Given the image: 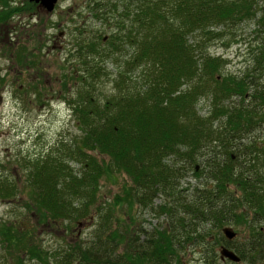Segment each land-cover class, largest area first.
<instances>
[{"label": "trees", "instance_id": "trees-1", "mask_svg": "<svg viewBox=\"0 0 264 264\" xmlns=\"http://www.w3.org/2000/svg\"><path fill=\"white\" fill-rule=\"evenodd\" d=\"M1 3L0 25L35 8L27 1ZM135 9L122 17L113 15L115 7L89 2L92 18L114 28L108 36L95 32L91 37H84L76 22L72 30V70L62 79L80 133L63 143V153L59 149L28 161L25 187L30 201L25 206L36 226L69 225L96 215L94 235L86 242L59 246L54 253L34 242L35 224L3 222V259L7 264H181L183 244L202 243L210 264L215 247L240 259L225 264H264V142L249 138L264 123V44L252 49L259 52L257 80L221 76V58L206 54L208 43L221 40L230 25L253 20L255 33L264 34V4L142 0ZM200 48L205 53L197 54ZM17 54L20 66L22 56ZM107 61L121 68L113 78ZM30 64L36 67L38 62ZM142 66V76L135 79L132 75ZM106 79L112 92L101 98L99 84ZM208 80L214 83L213 92H207ZM186 84L191 89L179 91ZM204 93L216 98L209 115L191 116L196 97ZM233 98L240 99L236 106L225 104ZM214 121L223 122L220 131L212 130ZM179 156L201 165L199 172L193 167V175L205 185L189 191L181 187L182 171L174 162ZM115 176L126 177L129 185L120 186L110 200L101 199L100 181H114ZM16 196L15 185L0 175V200ZM156 198L163 201L152 208ZM136 207H151L156 216H165L166 224L147 232L132 218ZM231 224L244 226L240 242L234 230L232 241L221 235ZM132 227H139L135 234ZM216 228H222L218 235L212 232Z\"/></svg>", "mask_w": 264, "mask_h": 264}, {"label": "rangeland", "instance_id": "rangeland-1", "mask_svg": "<svg viewBox=\"0 0 264 264\" xmlns=\"http://www.w3.org/2000/svg\"><path fill=\"white\" fill-rule=\"evenodd\" d=\"M12 1L9 0V2ZM15 1H27L35 5V8L16 17L10 16L4 24L0 25V175L8 178V183L10 185L13 183L15 192L17 191L15 199L0 200V223L9 222L19 225L23 220V222L29 221L35 224L34 242L54 252L59 246L62 248L68 244L74 245L77 242L88 241L98 227L99 217L95 215L91 220L72 221L69 225L65 223L54 226L39 222L36 226L34 215L25 206H28L30 201L28 189L25 187L27 185L26 175L30 172L31 162L28 163V161L45 158L50 153H59V149H61L60 153H63L65 149L63 143H71L73 138L80 133L76 127L74 113L71 112V107L65 99L68 97L65 94L68 88H63L65 81L62 79L63 74L72 70L69 64L73 63V58L69 56V49L72 43V30L76 23L79 24L78 29L84 33V37H91L95 32L98 34L106 32L108 36L114 27L104 26L102 21L92 18L93 13L87 8L89 2L93 3L94 0H58L52 13H47L29 0ZM257 1L264 4V0ZM1 9L2 3L0 4ZM130 12L133 13L134 8H131ZM255 29V22L246 20L241 24L230 25L228 33H225L221 40L208 43L206 54L220 57L222 60L219 69L221 76L232 75L240 78L248 75L249 78L257 80L259 72L255 69V60L259 52L258 50L252 51V49H255L261 42L264 44V34L258 36ZM17 53L22 56H19L21 57L20 66L17 65L18 61L15 62ZM203 53L205 51L201 52V48L197 49V54ZM32 60H37L36 67L30 64ZM118 60L121 67L122 60L120 57ZM105 66L111 78L116 76L118 70L121 69L118 64H113L111 61H107ZM141 70L143 66L138 68L132 76L136 77L135 79L140 78ZM206 83L207 92H213L214 83L209 80ZM99 86L103 94L101 98L112 92V83L108 79ZM186 89H191V84L184 85L179 91ZM213 99L216 98L206 96L205 93L197 96L195 111L189 110L190 115L208 116L210 107L214 104ZM237 101L240 99L233 98L225 100V104L236 106ZM222 123L214 121L211 125L212 130L220 131ZM250 134L249 138L255 137L257 141L264 142V123ZM232 151L237 152L235 149ZM174 162L175 167L182 171L180 181L182 188L189 191L197 186L205 185L204 179L193 175L194 166H198L197 171H200L199 163L191 164L183 156H179ZM71 166L77 168L76 164ZM124 183L129 185V180L122 176H115L114 181L102 179L99 190L101 199L110 200L120 191V186ZM162 201L161 198L154 199L152 208L157 207ZM152 208L136 207L132 211V218L136 219L137 225L142 224L147 232L166 224L165 216H156ZM120 218L127 219L126 217ZM66 226L68 227L65 228ZM205 226V228H210L209 225ZM227 227L239 232L237 238L240 242L244 226L236 227L231 224ZM130 229L135 234L139 227ZM220 230L216 228L212 229V232L218 235V232L221 233ZM143 239L144 236L140 234L139 240ZM218 250L219 248L215 247L217 255L212 264H225L220 260ZM182 251L181 264H210L207 261L209 255L203 256L202 243L195 246L184 243ZM9 262L15 264L13 261L9 260ZM0 264H7L2 252H0ZM26 264L38 263L26 262Z\"/></svg>", "mask_w": 264, "mask_h": 264}, {"label": "water", "instance_id": "water-1", "mask_svg": "<svg viewBox=\"0 0 264 264\" xmlns=\"http://www.w3.org/2000/svg\"><path fill=\"white\" fill-rule=\"evenodd\" d=\"M58 0H29L31 3H35L39 5L42 9H44L47 13H51ZM224 237L232 241L236 237V233L229 227H226L222 230ZM219 255L221 260H228L233 263H239L240 259L230 250L226 248H221L219 250Z\"/></svg>", "mask_w": 264, "mask_h": 264}, {"label": "flooded vegetation", "instance_id": "flooded-vegetation-1", "mask_svg": "<svg viewBox=\"0 0 264 264\" xmlns=\"http://www.w3.org/2000/svg\"><path fill=\"white\" fill-rule=\"evenodd\" d=\"M138 1H142V0H107V2H103V0H95L91 4L93 5L94 3L97 2V3H101V5H110L111 8L115 7V9H117L116 12L113 13V15H121L122 17H125V15L131 11V8H134V12H135V10H136L135 8L137 7ZM10 3L12 5H17L18 3H22V1L17 2L15 0H13ZM122 7H125V11L120 10V8H122ZM38 8H40V7H38Z\"/></svg>", "mask_w": 264, "mask_h": 264}]
</instances>
